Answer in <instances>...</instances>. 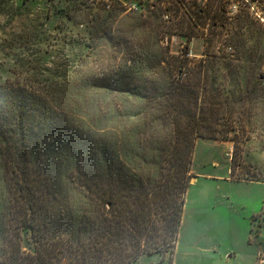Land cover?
Masks as SVG:
<instances>
[{
    "label": "trees",
    "instance_id": "trees-1",
    "mask_svg": "<svg viewBox=\"0 0 264 264\" xmlns=\"http://www.w3.org/2000/svg\"><path fill=\"white\" fill-rule=\"evenodd\" d=\"M188 10L189 39L219 17ZM227 32L233 57L165 54L166 83L145 90L140 124L92 126L58 96L0 83V264H134L166 254L172 264L197 141L233 142L234 175L239 144L264 127V30L252 45ZM100 81L133 93L129 80Z\"/></svg>",
    "mask_w": 264,
    "mask_h": 264
},
{
    "label": "rangeland",
    "instance_id": "rangeland-1",
    "mask_svg": "<svg viewBox=\"0 0 264 264\" xmlns=\"http://www.w3.org/2000/svg\"><path fill=\"white\" fill-rule=\"evenodd\" d=\"M169 1L0 0V83L58 96L92 126L140 124L145 90L166 83L165 54L199 60L209 48L233 57L229 26L240 32V45L254 44L264 30V0ZM168 9L179 18L170 21ZM188 9L219 17L189 39L182 23ZM98 78L113 87L129 80L133 93L98 87ZM101 113L106 122L97 121ZM252 135L239 144L234 175L233 142L197 141L172 264H264V127ZM4 185L0 171V191ZM169 260L144 255L134 264Z\"/></svg>",
    "mask_w": 264,
    "mask_h": 264
}]
</instances>
